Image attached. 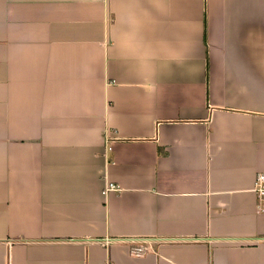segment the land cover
Listing matches in <instances>:
<instances>
[{"label": "crops", "instance_id": "obj_1", "mask_svg": "<svg viewBox=\"0 0 264 264\" xmlns=\"http://www.w3.org/2000/svg\"><path fill=\"white\" fill-rule=\"evenodd\" d=\"M259 171L264 0H0V264H264Z\"/></svg>", "mask_w": 264, "mask_h": 264}, {"label": "built area", "instance_id": "obj_2", "mask_svg": "<svg viewBox=\"0 0 264 264\" xmlns=\"http://www.w3.org/2000/svg\"><path fill=\"white\" fill-rule=\"evenodd\" d=\"M118 185L114 183H109L104 192H108L110 190H118ZM253 191L256 195L257 200V209L260 212H264V171L257 172L255 176V182L253 186ZM131 247L130 252L132 255L135 256H142L149 251L153 250L154 246L152 244V239H138V238H131ZM153 242H157L153 239Z\"/></svg>", "mask_w": 264, "mask_h": 264}]
</instances>
